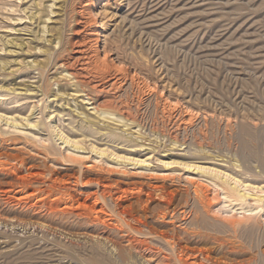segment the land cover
<instances>
[{
    "label": "rangeland",
    "instance_id": "1",
    "mask_svg": "<svg viewBox=\"0 0 264 264\" xmlns=\"http://www.w3.org/2000/svg\"><path fill=\"white\" fill-rule=\"evenodd\" d=\"M0 114V264L264 255V0H0Z\"/></svg>",
    "mask_w": 264,
    "mask_h": 264
},
{
    "label": "bare ground",
    "instance_id": "2",
    "mask_svg": "<svg viewBox=\"0 0 264 264\" xmlns=\"http://www.w3.org/2000/svg\"><path fill=\"white\" fill-rule=\"evenodd\" d=\"M92 12V11H91ZM115 28V27H114ZM93 32V31H92ZM94 33H96V34H99L100 32L98 31V30H96ZM55 34H57V32L55 33ZM57 36V35H56ZM97 36V35H96ZM98 38V37H97ZM107 39V38H106ZM105 39V40H106ZM104 40V41H105ZM99 46H96L95 48H94V52L92 51L91 53H93L94 54V56L92 57V55H91V59H93V61H94V64L97 66L96 68H98V70L100 69L101 71L100 72H107L109 69H110V64L109 63H107L106 62V60H105V58L103 59L102 57V55H101V53H100V51H99V48H98ZM89 55V56H90ZM88 58H90V57H88ZM107 59V58H106ZM89 60V59H88ZM90 61V60H89ZM90 63V62H89ZM40 64V63H39ZM91 64H93V63H91ZM111 70V69H110ZM99 72V71H98ZM109 72V71H108ZM110 72H112V71H110ZM102 74V73H101ZM105 74V73H104ZM120 74V73H119ZM108 76V75H107ZM113 76V75H112ZM117 76H119L120 77V75H117ZM117 76H116V78H117ZM118 80H119V78H118ZM117 82V81H116ZM0 117H1V114H0ZM243 128H246V127H243ZM245 131V130H244ZM68 139H69V137H67ZM199 168H200V166H199ZM201 168H203V169H207V170H209V171H216L215 173L217 174V175H215L217 178H224L225 180H223V179H221V184H222V187L223 188H225V189H227L226 191H228V193H229V196L230 197H233V198H246L247 197V194H251L250 193V189H257L258 191H260V192H264V185H254V184H251V183H245L243 180H241L240 178H238L237 176H235V175H232V174H230V173H227L226 171H222V170H219V169H216V168H210V167H203V166H201ZM219 173L220 174H222V175H224V177H222L221 175H219ZM233 180L235 183H238L241 187H244V192H240V189L237 187V186H235V185H230L226 180ZM229 180V181H230ZM54 186V185H53ZM198 194V193H197ZM198 197V196H197ZM44 199V198H43ZM196 201V200H195ZM194 201V202H195ZM44 202V201H43ZM42 202V203H43ZM39 204V206L40 205H43V204ZM197 203V202H196ZM45 205H47V204H45ZM194 205V204H193ZM192 205V206H193ZM199 204H197V206H198ZM191 206V205H190ZM42 207V206H41ZM195 207V206H194ZM199 207V206H198ZM191 209V208H190ZM189 209V210H190ZM199 209H204L203 207L201 208H199ZM188 210V209H187ZM191 211V210H190ZM164 212V211H163ZM53 213V212H52ZM188 213H189V211H188ZM191 213V212H190ZM194 213V214H193ZM193 217L191 218L190 217V222L192 223V224H194V225H197V227H199V229H204L205 228V231H206V229H214L215 231L217 230V228H216V225H214L213 223L211 224V222H209V220H206L207 218H205V215H204V217H203V215L201 216V210H200V213H199V211H198V208L197 207H195V208H193ZM164 214V213H163ZM173 213H171V215H172ZM202 214H204V212L202 211ZM165 215H166V213H165ZM173 216V215H172ZM186 216V215H185ZM191 216V215H190ZM45 217H47V216H45ZM49 217V216H48ZM183 218V217H182ZM185 218V217H184ZM122 219V223H123V225H127V224H124L125 222H124V218L122 217L121 218ZM186 219H188V218H186ZM40 221V220H39ZM127 223H128V221H126ZM114 224V223H113ZM120 224V223H119ZM121 225V224H120ZM128 225H130L131 227H133V225H131V223L129 224L128 223ZM190 226V225H189ZM126 227V226H125ZM128 227V226H127ZM202 227V228H201ZM248 227V226H247ZM252 227V226H251ZM121 228V227H120ZM128 228H130V227H128ZM135 228V227H134ZM133 228V229H134ZM196 228V227H195ZM194 228V229H195ZM136 229V228H135ZM194 229H192V231L190 230L189 232H187L188 233V235L190 234V233H198V234H200L201 235V231L200 230H194ZM130 230H132V229H130ZM136 230H138V228L136 229ZM139 230H142L143 232H144V230L143 229H141V228H139ZM170 230V229H169ZM168 229H167V231L166 232H160L161 233V237L159 236V234L157 235V236H159V238H163V239H165L166 240V242H168L171 246H175L174 245V243L176 242V240H175V234L177 233V230L175 231V230H171V231H169ZM242 231V230H241ZM259 231V230H258ZM149 233H154V232H156V230L153 228V227H149V231H148ZM222 232V231H221ZM147 233V232H146ZM209 234V233H208ZM192 236V235H191ZM203 236V235H202ZM201 236V237H202ZM259 236V235H258ZM131 238H132V236H131ZM215 238V237H214ZM216 238H218V237H216ZM136 239V238H135ZM152 240H153V238H151ZM202 239V238H201ZM263 240V239H262ZM150 242H151V240H149ZM159 241V240H158ZM251 241V240H250ZM149 243V242H148ZM147 243V244H148ZM249 245V244H248ZM148 247H150L151 248V244L149 243L148 244ZM161 248V247H160ZM178 248V247H177ZM237 250V249H236ZM34 252V251H33ZM165 256H167V255H165ZM178 257H179V255H178ZM169 260H170V257L168 256L167 257ZM206 258H208V257H206ZM209 259V258H208ZM168 262V261H167ZM251 262V261H250ZM257 262H258V264H264V255L263 256H261V258L260 259H258L257 258ZM256 262V263H257ZM168 264H169V262H168ZM178 264H189V263H187L185 260H183L182 258H179L178 259Z\"/></svg>",
    "mask_w": 264,
    "mask_h": 264
}]
</instances>
